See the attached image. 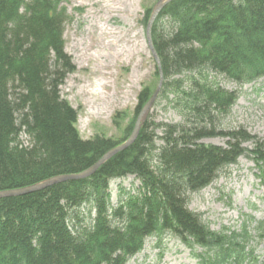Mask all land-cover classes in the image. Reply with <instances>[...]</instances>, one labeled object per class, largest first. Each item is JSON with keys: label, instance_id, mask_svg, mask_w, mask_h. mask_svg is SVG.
<instances>
[{"label": "trees", "instance_id": "obj_1", "mask_svg": "<svg viewBox=\"0 0 264 264\" xmlns=\"http://www.w3.org/2000/svg\"><path fill=\"white\" fill-rule=\"evenodd\" d=\"M70 1L0 0V192L89 170L127 141L153 94L139 93L121 139L80 136L78 112L61 96L76 70L64 40ZM154 6L145 7V29ZM152 40L159 96L182 122L149 115L137 140L92 176L0 199V264H129L151 240L161 250L171 239L197 264H258L264 220L213 231L189 205L240 158L254 163L264 187V140L225 125L240 92L219 82L263 80L264 89V0H174ZM214 138L226 147L202 143ZM129 177L139 186L119 187L113 205L111 183Z\"/></svg>", "mask_w": 264, "mask_h": 264}, {"label": "rangeland", "instance_id": "obj_2", "mask_svg": "<svg viewBox=\"0 0 264 264\" xmlns=\"http://www.w3.org/2000/svg\"><path fill=\"white\" fill-rule=\"evenodd\" d=\"M156 4L151 0H71L63 4L70 18L64 31L65 49L76 70L61 86V96L78 112L76 127L84 140L96 136L121 139L123 129L133 117L139 93L144 87L155 92L159 84L156 63L146 29L140 22L145 7ZM219 82L226 90L240 92L225 125L243 127L264 140L263 80L242 88L221 78ZM149 115L157 122H182L161 97ZM202 143L226 147L227 140L214 138ZM133 181L129 177L111 183L113 205L118 203L119 187L132 191L139 186V182ZM189 210L201 215L213 231L224 227L239 229L247 216L255 222L263 221L264 187L256 178L254 163L240 158L211 186L192 196ZM253 247L258 264H264V241H256ZM162 248H155L151 240L129 264H197L191 252L177 240H166Z\"/></svg>", "mask_w": 264, "mask_h": 264}, {"label": "water", "instance_id": "obj_3", "mask_svg": "<svg viewBox=\"0 0 264 264\" xmlns=\"http://www.w3.org/2000/svg\"><path fill=\"white\" fill-rule=\"evenodd\" d=\"M172 1H174V0H160L156 4L154 11L152 13V16L150 18V21L148 23L147 29H146V38H147L148 46L150 48V51L152 53V56H153V58L157 64V66H158V69L160 72V79H159V84H158L155 92L153 93L152 97L150 98L148 103L145 105V107L142 109V111H141V113L137 119L133 133L131 134L129 139L125 143H123L122 145H120V146L114 148L113 150H111L110 152H108L92 168H90L89 170H87L83 173L73 174V175L57 176V177L48 179L46 181H43L41 183L35 184L33 186H30V187L0 192V199L8 198V197L24 196L27 194H31L34 192H38V191L47 189L51 186H54V185H57L60 183H64V182H68V181L82 180V179L88 178V177L92 176L106 161H108L110 158H112L117 153L127 149L129 146H131L137 140L139 133H140V130H141L142 126L144 125L145 121L147 120V117H148L152 107L154 106V104H155V102L159 96V93L163 87V82H164L160 59H159V56H158V54L154 48L153 40H152L153 26L155 24L156 19L158 18V16L162 12V10Z\"/></svg>", "mask_w": 264, "mask_h": 264}]
</instances>
